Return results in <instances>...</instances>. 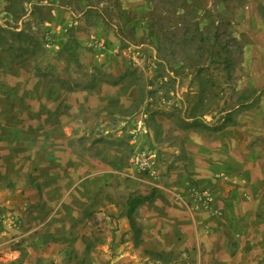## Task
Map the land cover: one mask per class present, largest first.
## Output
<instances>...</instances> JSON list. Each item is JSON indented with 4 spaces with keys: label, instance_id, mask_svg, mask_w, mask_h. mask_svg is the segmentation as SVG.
<instances>
[{
    "label": "rangeland",
    "instance_id": "rangeland-1",
    "mask_svg": "<svg viewBox=\"0 0 264 264\" xmlns=\"http://www.w3.org/2000/svg\"><path fill=\"white\" fill-rule=\"evenodd\" d=\"M0 125L56 167L0 264H264V0H0Z\"/></svg>",
    "mask_w": 264,
    "mask_h": 264
},
{
    "label": "crops",
    "instance_id": "crops-1",
    "mask_svg": "<svg viewBox=\"0 0 264 264\" xmlns=\"http://www.w3.org/2000/svg\"><path fill=\"white\" fill-rule=\"evenodd\" d=\"M7 128L8 125H5ZM0 125V231L3 232L6 228L18 227V220H22L25 214V209L31 207H39L40 205L49 202L48 198H53L50 196L52 193L48 190L47 177L45 172L55 171V162H53L51 152L48 153V159L51 162V168H46L43 165V158L41 156L43 150H41V145L29 146L21 138L13 139V136L10 133L4 134ZM5 137V138H4ZM55 139H52L48 142L49 145H54ZM27 145L28 148L25 146ZM211 146V145H208ZM68 154L69 151H68ZM207 164L202 166L200 169L196 167L192 168V172L202 171L203 174L198 172L199 177L206 176L209 179L216 177H221L222 175H227L229 173L228 169H231V163L236 160L230 154H223L220 156L223 160L218 158L213 160L212 150L208 147L207 151ZM206 159V158H205ZM69 160V158H68ZM206 161V160H205ZM126 164V162H125ZM128 164V165H127ZM127 167L133 165L132 162L127 161ZM112 169L108 170L109 173H114L119 169H122L121 163L118 164L117 161L111 162ZM136 165V164H135ZM185 175V173H184ZM194 175V174H193ZM50 179V178H49ZM51 183L55 184L56 180L52 177ZM51 185V184H50ZM161 189H165L164 186L160 185ZM125 189H129V186H126ZM153 189L145 192V196L132 197L127 202L128 208L124 216L127 218L130 216L129 211L131 209L130 202L134 198L142 199L140 204H145L146 207L158 206V203L152 204L149 203L151 198L150 194L153 193ZM58 191L53 192L56 194ZM160 192H163L161 190ZM43 194V198L41 197ZM137 205V206H138ZM137 208V207H136ZM135 208V209H136ZM2 229V230H1Z\"/></svg>",
    "mask_w": 264,
    "mask_h": 264
},
{
    "label": "trees",
    "instance_id": "trees-1",
    "mask_svg": "<svg viewBox=\"0 0 264 264\" xmlns=\"http://www.w3.org/2000/svg\"><path fill=\"white\" fill-rule=\"evenodd\" d=\"M18 35H22L23 34V32H19V33H17ZM142 202V199H140V198H134L131 202H130V206H131V209H130V211H129V214L137 207V205L139 204V203H141Z\"/></svg>",
    "mask_w": 264,
    "mask_h": 264
},
{
    "label": "built area",
    "instance_id": "built-area-1",
    "mask_svg": "<svg viewBox=\"0 0 264 264\" xmlns=\"http://www.w3.org/2000/svg\"><path fill=\"white\" fill-rule=\"evenodd\" d=\"M140 162L143 168H149L151 166L150 158L146 155L140 159Z\"/></svg>",
    "mask_w": 264,
    "mask_h": 264
}]
</instances>
